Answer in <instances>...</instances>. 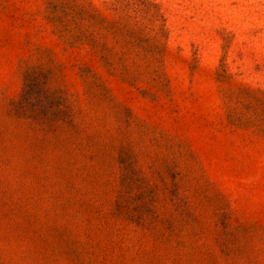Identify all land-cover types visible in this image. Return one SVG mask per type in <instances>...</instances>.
<instances>
[{
  "label": "rangeland",
  "instance_id": "rangeland-1",
  "mask_svg": "<svg viewBox=\"0 0 264 264\" xmlns=\"http://www.w3.org/2000/svg\"><path fill=\"white\" fill-rule=\"evenodd\" d=\"M0 264H264V0H0Z\"/></svg>",
  "mask_w": 264,
  "mask_h": 264
}]
</instances>
